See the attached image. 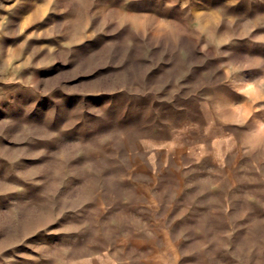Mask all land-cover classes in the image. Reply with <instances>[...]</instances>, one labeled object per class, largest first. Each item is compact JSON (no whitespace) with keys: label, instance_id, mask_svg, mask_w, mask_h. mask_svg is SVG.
Wrapping results in <instances>:
<instances>
[{"label":"rangeland","instance_id":"1","mask_svg":"<svg viewBox=\"0 0 264 264\" xmlns=\"http://www.w3.org/2000/svg\"><path fill=\"white\" fill-rule=\"evenodd\" d=\"M263 176L264 0H0V264H264Z\"/></svg>","mask_w":264,"mask_h":264},{"label":"bare ground","instance_id":"2","mask_svg":"<svg viewBox=\"0 0 264 264\" xmlns=\"http://www.w3.org/2000/svg\"><path fill=\"white\" fill-rule=\"evenodd\" d=\"M233 174H234V172H233ZM264 177V176H263ZM236 178V177H235ZM239 178V177H238ZM243 191V190H242ZM235 197V196H234ZM207 228V227H206Z\"/></svg>","mask_w":264,"mask_h":264}]
</instances>
